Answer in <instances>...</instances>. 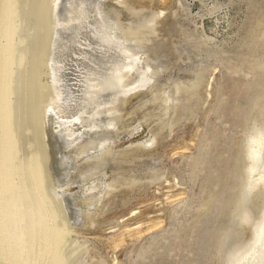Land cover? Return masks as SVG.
Segmentation results:
<instances>
[{
  "label": "rangeland",
  "instance_id": "rangeland-1",
  "mask_svg": "<svg viewBox=\"0 0 264 264\" xmlns=\"http://www.w3.org/2000/svg\"><path fill=\"white\" fill-rule=\"evenodd\" d=\"M158 13L154 28L143 24ZM71 23H79L71 41L84 99L60 124L78 139L67 151L78 165L65 189L89 213L67 237L86 249L78 263L226 264L228 246L254 235L235 220L246 139L264 119V0H97ZM131 26L137 42L109 40ZM127 45L139 53L138 68L147 60L156 72L147 70L151 80L126 95L119 87L106 93L100 56ZM147 140L154 145L135 146ZM94 171L89 182L78 178ZM98 176L114 183L108 195H99L107 187H93ZM85 188L95 197L88 202L79 199ZM263 207L257 188L249 208L257 218ZM0 264L9 263L0 257Z\"/></svg>",
  "mask_w": 264,
  "mask_h": 264
},
{
  "label": "bare ground",
  "instance_id": "bare-ground-1",
  "mask_svg": "<svg viewBox=\"0 0 264 264\" xmlns=\"http://www.w3.org/2000/svg\"><path fill=\"white\" fill-rule=\"evenodd\" d=\"M96 3L97 0H2L0 257L9 264H80L78 261L86 252L76 239L67 243L74 221L82 212V216L89 213L82 210L76 204L77 197L65 189L74 182L70 177L71 169L78 165L70 161L67 151L78 139L67 129L69 126L65 125V129L60 121L73 118L84 99L80 65L71 41L79 23H69L79 19L83 11L93 10ZM158 15L144 20L143 24L154 28ZM136 29L131 26L123 31L121 38L117 34L108 38L112 43L137 42ZM112 48L116 53L100 56L104 67L100 70L105 72L99 71V86L104 92L119 87L118 93L126 95L129 92L126 88L134 87L139 80L146 83L151 80V76L145 78L146 71L153 74L156 71L147 60L146 67L138 68L137 51L128 45ZM113 61L117 68L110 71L107 64ZM132 75H135L134 80ZM52 78L56 85L50 81ZM166 104L169 105V97ZM252 129L246 139L248 162L235 221L250 225L254 235L242 246H228L226 264H264V207L257 218L249 208L254 191L260 188L264 193V119ZM152 145L147 140L135 146L146 149ZM100 156L94 155L93 160H100ZM98 173L94 171L89 177L79 175L78 178L89 182ZM92 184L107 187L104 192L101 189L99 195H108L115 188L114 183L105 182L104 177L99 176ZM82 190L79 199L87 196L84 202H88L95 198L87 195L89 189L85 188V194ZM160 223L161 220L151 222L146 231L159 227ZM136 229L137 233L143 232L141 225Z\"/></svg>",
  "mask_w": 264,
  "mask_h": 264
}]
</instances>
